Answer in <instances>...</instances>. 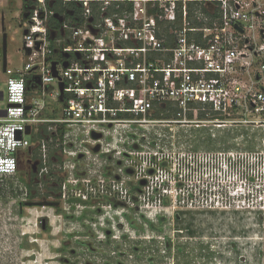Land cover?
<instances>
[{"label":"built area","instance_id":"built-area-1","mask_svg":"<svg viewBox=\"0 0 264 264\" xmlns=\"http://www.w3.org/2000/svg\"><path fill=\"white\" fill-rule=\"evenodd\" d=\"M29 2L22 10L28 13L22 21L26 62L20 69L6 67L0 95V177L18 183L20 153H28L33 142L27 137L36 131V175L39 182L49 178L50 166L57 164L60 181L53 186L58 184L64 205L87 204L93 195L96 200L106 178L114 188L117 167L124 176L134 168L135 179L145 181L148 190L147 167L171 157L156 149L154 160L144 158L150 147L160 148V126L208 122L260 128L262 147L177 150L193 171L190 187L201 178L220 183L226 174L230 184L264 186V0ZM165 24L168 34L158 36ZM48 94L60 105V117H40ZM169 107L174 116L164 120ZM200 112L212 118L186 119ZM233 114V120L216 118ZM53 145L56 157L48 152ZM169 179L175 184L185 177Z\"/></svg>","mask_w":264,"mask_h":264},{"label":"rangeland","instance_id":"rangeland-1","mask_svg":"<svg viewBox=\"0 0 264 264\" xmlns=\"http://www.w3.org/2000/svg\"><path fill=\"white\" fill-rule=\"evenodd\" d=\"M22 2L23 0H0V91H4V83L9 76L2 69L4 33L7 37L6 66L16 70L26 62L23 51ZM53 87L55 91L58 90L56 83H53ZM46 101V108L40 117H60L58 102L49 94ZM0 104L2 105L3 101H0ZM164 112L169 117L162 118L172 120L174 108L171 110L169 107V111ZM195 115L187 114L186 119L190 120L191 117L188 116ZM205 118L209 119L208 115H205ZM216 118L233 120L232 117L222 115H217ZM206 124L212 127L211 123ZM179 125L181 129L186 130H194L196 127L195 124L163 123L159 128L162 138L160 148L150 147L149 155L144 156L146 160H154L151 151L158 149V152L171 154L172 157L161 160L156 158V167H147L152 176L148 190L140 184L143 180L135 179L134 168L130 169L129 175L124 176L123 167L121 172L117 167L113 169V172L117 173L116 178L119 177L114 188L109 185L111 179L106 178L103 193L95 195L96 200L94 195L92 199L88 197L87 204L64 205V199L61 198L59 191L52 190L53 183L59 184L57 178L60 179L57 164L50 166L52 174L49 178L41 179L39 182L36 175L38 170L35 172L32 170L38 154L36 144L32 143L30 152H26V155L21 152L18 172L20 185L17 184L19 190L15 199L20 202L26 199L24 195V191L28 189L26 182L33 175L32 187L37 195L32 201H40L42 196H46L49 201L59 202L60 206L21 209L19 229L25 236L20 237V248L15 250L19 254H10L5 248L3 250L0 248V262L264 264V186L256 188L253 182L246 186L240 185L239 182L230 184L228 179L230 174H226L219 181L222 185L227 183V187L210 182V178H201L195 188L190 187L192 179L188 178L192 176L193 171L187 170L183 163L186 156L182 152L178 154L179 150L187 151L189 148L181 146L178 148L174 139L175 128ZM237 128L243 129V132L246 130L245 133L253 137L246 139L248 142L244 150L255 151L257 143L258 149H261L259 138H263V133L260 128L242 124H237ZM36 134L34 131L27 138L31 141L37 140ZM152 135L151 139L156 137ZM48 152L50 157L57 156L54 145L49 147ZM179 174L183 175L185 180L173 184L169 177L171 175L177 177ZM11 182L15 180L0 177V206L4 202L2 194H8ZM1 184L7 185V190L6 186L2 189ZM58 184L54 188L57 189ZM50 194L52 196L48 197ZM258 194H262L263 197L260 202L257 200ZM64 206L67 210H63ZM15 209L16 206L12 208L13 213ZM1 219L3 218L0 217ZM42 219L44 228L41 227Z\"/></svg>","mask_w":264,"mask_h":264},{"label":"crops","instance_id":"crops-1","mask_svg":"<svg viewBox=\"0 0 264 264\" xmlns=\"http://www.w3.org/2000/svg\"><path fill=\"white\" fill-rule=\"evenodd\" d=\"M235 115L236 114H233L232 119L236 117ZM193 118L199 119V120H208L207 118H205V114L203 113H198ZM245 131L243 132V129L237 128V124L236 125L226 124L221 127L214 126V125L210 127L208 126V124H206V125H201L198 127L196 126L194 130L181 129V126L179 125L177 128H175L174 136L176 138L174 139L176 140L178 144V148H180V146L183 148H189V149L191 148L190 150L192 151H206V152L243 151L245 144L248 142L246 141V139L247 138L253 139V137L249 136L248 133H245ZM261 140L262 138L261 139L259 138V142ZM258 148H259V145L257 143V146L255 149H258ZM1 178L12 179L10 177H1ZM17 184L20 185V181H18V183L11 182L9 188L7 187V185L1 184L2 189L5 186H6L5 190H7L8 188L7 190L8 194H2V200L4 202L1 203V206H0V217L3 218L0 220V248L2 250L5 248L6 250H8L7 252L10 254L11 253L19 254V252H16L15 250L20 248V244H21L20 237L25 236L24 233L23 232L21 233V230L19 229V218L22 216L21 209L28 208L24 206L25 202L23 201L20 202L19 200L15 199V197H17L16 196L17 191L19 190L17 187L18 186ZM9 191L11 192L9 193ZM28 201L29 199L27 197L26 202ZM14 206H16L15 213L12 212V208H14ZM0 264H4V261H1Z\"/></svg>","mask_w":264,"mask_h":264},{"label":"water","instance_id":"water-1","mask_svg":"<svg viewBox=\"0 0 264 264\" xmlns=\"http://www.w3.org/2000/svg\"><path fill=\"white\" fill-rule=\"evenodd\" d=\"M28 16V13L25 12L23 13V18H27ZM6 40H7V37H6V34L4 33L3 34V51H2V57H3V62H2V69L3 71H5L6 69ZM29 52V51H28ZM67 64L64 63V66H66ZM54 64H53V68H54ZM62 90V86H60V91ZM0 95H2V92L0 91ZM26 134H29V127H27L26 129ZM17 136L19 137V134H17ZM98 136L97 135H94V138H97ZM94 151H98V147L96 146L94 148ZM30 152V150H29ZM37 164L38 162L35 161L33 162V168L32 170L35 172L36 171V167H37ZM128 173H130L131 171L130 170H127ZM149 173H151V171H149ZM141 185H144L145 184V181H141L140 182ZM24 206L26 207H51V208H56L59 206V203L58 202H55V201H49V200H46V198H42L40 201H28V202H25L24 203ZM44 220L42 219L41 220V225H42V228H44Z\"/></svg>","mask_w":264,"mask_h":264},{"label":"trees","instance_id":"trees-1","mask_svg":"<svg viewBox=\"0 0 264 264\" xmlns=\"http://www.w3.org/2000/svg\"><path fill=\"white\" fill-rule=\"evenodd\" d=\"M29 5H30L29 0H23V2H22V10H23V11H26V9H27V7H29ZM68 6H69V5H68ZM70 7L74 8V5H73V4H70ZM55 8H56V10H57L58 12H63V10L60 9V6H59V5H56ZM127 8L130 9V4H127ZM74 9H75V8H74ZM76 12L78 13V9H76ZM24 13H25V12H24ZM149 13H150V14H156L155 11H154V10H151V9H150ZM53 23H54V26H57L56 20L53 19ZM165 25H166V26H165ZM165 25H161V29H160V32H158V36H160L161 34H162V35H165V34L168 33V31H169L168 27H169L170 25H169V24H165ZM165 36H166V35H165ZM165 108H168V107H165ZM172 109H173V108H171V110H172ZM168 110H169V109H168ZM155 117H158V115L155 116ZM163 117L167 118V117H169V115H168V114H164ZM171 117H172V116H171ZM32 142L35 143V140L32 141ZM32 168H33V166H32ZM50 174H52V173H50ZM32 180H33V175H31V176L29 177V180H27V182H26V186L28 187V189H27V197H28L29 201H32V200L36 197V195H37V192H35V191L33 190V187H32L33 181H32ZM58 180L60 181L59 178H57V181H58ZM55 184H56V182H55ZM52 190H57V189L53 187ZM41 227H42V225H41Z\"/></svg>","mask_w":264,"mask_h":264},{"label":"flooded vegetation","instance_id":"flooded-vegetation-1","mask_svg":"<svg viewBox=\"0 0 264 264\" xmlns=\"http://www.w3.org/2000/svg\"><path fill=\"white\" fill-rule=\"evenodd\" d=\"M34 160H36V159H34ZM19 168H20V165H19ZM55 187V186H54ZM53 191H55V190H53ZM52 191V192H53ZM56 193V192H55ZM53 194H54V192H53ZM50 196H52V194H50V195H48V197H50ZM59 206H60V203H59Z\"/></svg>","mask_w":264,"mask_h":264}]
</instances>
